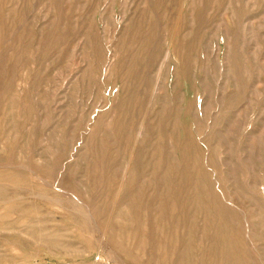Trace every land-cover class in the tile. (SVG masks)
I'll return each instance as SVG.
<instances>
[{"label":"rangeland","instance_id":"374dc122","mask_svg":"<svg viewBox=\"0 0 264 264\" xmlns=\"http://www.w3.org/2000/svg\"><path fill=\"white\" fill-rule=\"evenodd\" d=\"M0 264H264V0H0Z\"/></svg>","mask_w":264,"mask_h":264}]
</instances>
